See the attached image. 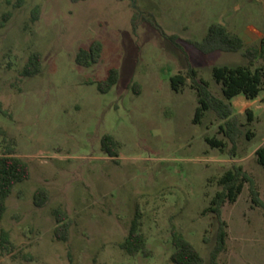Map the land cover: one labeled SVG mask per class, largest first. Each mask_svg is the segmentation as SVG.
Wrapping results in <instances>:
<instances>
[{"label": "rangeland", "instance_id": "rangeland-1", "mask_svg": "<svg viewBox=\"0 0 264 264\" xmlns=\"http://www.w3.org/2000/svg\"><path fill=\"white\" fill-rule=\"evenodd\" d=\"M5 12L10 16L0 27V155L13 143L30 177L6 199L0 264H173V228L209 264L218 224L203 209L218 187L208 180L240 165L264 202V169L254 158L264 145V93L252 105L238 96L232 100L243 133L231 153L218 132L222 121L208 110L201 123H193L195 90L187 80L173 91L170 77L191 66L221 96L212 67L245 66L247 60L240 52L204 54L188 41H201L216 22L245 47L258 46L264 0H26L20 7L0 0V19ZM146 15L166 34L177 35L182 50L143 22ZM93 40L102 44L99 62L77 65L76 53ZM34 51L42 56L41 71L25 77L23 67ZM261 65L258 59L253 66ZM110 67L118 68L119 80L100 93L97 81ZM106 133L120 143L115 159L100 149ZM212 136L225 141L222 151L206 143ZM39 187L49 196L42 207L33 203ZM56 207L71 222L66 240L53 234ZM221 212L227 238L217 264H264V212L251 201L248 183ZM135 213L150 256H129L119 247Z\"/></svg>", "mask_w": 264, "mask_h": 264}, {"label": "trees", "instance_id": "trees-1", "mask_svg": "<svg viewBox=\"0 0 264 264\" xmlns=\"http://www.w3.org/2000/svg\"><path fill=\"white\" fill-rule=\"evenodd\" d=\"M26 0H15V6L20 7ZM73 3L83 0H70ZM10 16L9 12L2 14L0 27L4 26ZM33 18L38 16V9L32 11ZM138 12L135 10L133 15L132 28L136 30V19ZM143 22H147L155 28L159 34L171 42L177 49L182 50L175 34H166L153 17L141 16ZM194 48L207 54L214 51L240 52L247 60L245 66H214L211 69L212 79L219 85L221 96H216L209 88V83L198 78L197 71L188 66L185 74L177 73L170 77V87L173 91L182 90L189 80V87L195 90L197 97V106L194 110L192 122L199 124L206 111H211L221 124L218 126V132L231 144V153L235 149L237 139L243 133L236 114H234L231 100L237 95L244 96L247 100H255L260 93H264V66H253L258 59L264 61V38L258 46H246L244 41L237 34L232 33L226 27L219 23H211L205 36L201 41H188ZM102 44L98 40H93L87 48H80L75 55V62L82 67H89L98 63L101 58ZM42 65V56L39 52H32L27 63L24 65L22 74L25 77H32L40 73ZM119 80V70L116 67H110L106 76L97 81V89L100 93H107ZM132 89L135 93L139 92V85L134 83ZM0 112L4 113L0 103ZM247 119L251 120V114L247 111ZM251 131L246 132V137L250 139ZM206 143L222 151L225 147L223 139L205 137ZM13 143L8 142L0 155V220L6 210V199L11 193L13 187L30 177L28 164L15 155ZM100 149L108 157L115 159L119 155L120 143L109 133L103 134L100 138ZM255 161L264 169V145L254 151ZM208 181L214 182L218 189L212 195L209 204L203 209V213H211L215 217L218 227L213 248L210 252L209 264H217L219 255L225 250L226 246V222L222 218L221 207L225 202L233 203L237 200L245 183H248V189L251 201L261 207L264 212V202L259 197V192L253 179L243 170L240 165H233L224 171L220 176L211 178ZM48 191L44 187H39L34 191L33 203L37 207H42L48 201ZM56 226L53 230L54 237L58 240H66L69 233L71 222L65 210L56 207L52 210ZM138 213H135L131 220L128 234L119 243V247L129 256L142 254L150 256L151 251L146 245V238L140 229ZM7 241V236L4 238ZM171 243L173 252L169 259L173 264H204L205 259L195 245L190 242L179 230H171ZM70 264H78L70 261Z\"/></svg>", "mask_w": 264, "mask_h": 264}, {"label": "crops", "instance_id": "crops-1", "mask_svg": "<svg viewBox=\"0 0 264 264\" xmlns=\"http://www.w3.org/2000/svg\"><path fill=\"white\" fill-rule=\"evenodd\" d=\"M253 31L256 33V34H258V35H262V32L259 30V29H257L256 27H253ZM239 98H238V100L239 101H244V102H250V104L252 105L253 104V102H254V100L253 101H250V100H247L244 96H242V95H237ZM237 96H235V97H237ZM235 97H233V99L235 98ZM259 97V96H258ZM257 97V98H258ZM232 99V100H233ZM232 100H231V102H232Z\"/></svg>", "mask_w": 264, "mask_h": 264}]
</instances>
